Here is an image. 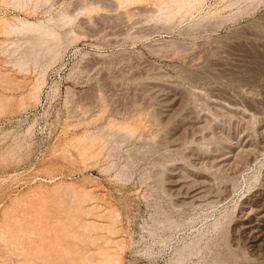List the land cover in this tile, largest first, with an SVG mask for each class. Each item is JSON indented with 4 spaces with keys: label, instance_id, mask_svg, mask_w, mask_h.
Returning a JSON list of instances; mask_svg holds the SVG:
<instances>
[{
    "label": "rangeland",
    "instance_id": "obj_1",
    "mask_svg": "<svg viewBox=\"0 0 264 264\" xmlns=\"http://www.w3.org/2000/svg\"><path fill=\"white\" fill-rule=\"evenodd\" d=\"M263 53L264 0H0V264H264Z\"/></svg>",
    "mask_w": 264,
    "mask_h": 264
},
{
    "label": "bare ground",
    "instance_id": "obj_2",
    "mask_svg": "<svg viewBox=\"0 0 264 264\" xmlns=\"http://www.w3.org/2000/svg\"><path fill=\"white\" fill-rule=\"evenodd\" d=\"M112 1V0H111ZM120 1V0H119ZM127 1V0H126ZM129 1V0H128ZM116 2V1H115ZM188 2V1H187ZM199 2V1H198ZM125 3V2H124ZM171 4V2H170ZM162 5V4H160ZM165 5V4H164ZM118 6V5H117ZM138 8V7H137ZM145 8V7H144ZM130 9V8H129ZM141 9V8H140ZM164 10V9H163ZM176 10V9H175ZM178 10V9H177ZM176 10V11H177ZM132 12V11H131ZM130 12V13H131ZM162 12V11H161ZM173 12V11H172ZM136 13V12H135ZM143 13V12H142ZM187 14V13H186ZM166 15V14H165ZM171 15V14H170ZM186 16V15H185ZM161 17V15H160ZM163 17V16H162ZM68 18V17H67ZM23 21V20H22ZM20 22V24H22V28H26L27 30L35 27V28H40L42 30H44V27L46 28V26L42 25L41 22H30V21H23ZM40 23V24H39ZM136 24V23H135ZM40 25V26H39ZM20 27V25H18ZM43 26V27H42ZM16 28H18L16 25L14 26ZM48 27V26H47ZM11 28V27H10ZM22 28H18L21 29ZM13 29V28H12ZM26 29H24L26 31ZM35 29V30H38ZM49 28H46V30H48ZM23 30V31H24ZM31 30V29H30ZM29 30V31H30ZM52 30V29H51ZM32 31V30H31ZM28 32V31H27ZM33 32V31H32ZM46 35H44L45 33H43L44 36L41 35V37H45L47 36V34H49L48 31H45ZM55 32V31H54ZM50 33H52V31H50ZM42 34V33H41ZM51 35V34H49ZM48 35V36H49ZM38 38V37H37ZM49 38V37H48ZM196 48V47H195ZM218 48V47H217ZM160 54V53H159ZM264 54V53H263ZM207 57V56H206ZM262 57V56H261ZM192 59V58H191ZM213 59V58H212ZM236 59V58H235ZM256 59V58H255ZM264 59V57H263ZM224 60V59H223ZM91 61V60H90ZM123 61V59H122ZM222 61V60H221ZM193 62V61H192ZM255 62V61H254ZM190 63V62H189ZM224 63V62H223ZM196 64V63H195ZM92 65V64H91ZM94 65V64H93ZM92 65V66H93ZM220 65V64H219ZM255 65V64H254ZM258 65V64H257ZM263 65V64H262ZM138 66V65H137ZM237 66V65H236ZM261 67V66H259ZM180 68V67H179ZM247 68V67H246ZM234 70V69H233ZM256 70V69H255ZM86 71V70H85ZM261 71V70H260ZM100 73V72H99ZM215 73V72H214ZM232 73V72H231ZM198 75V74H197ZM240 75V74H239ZM157 76V75H156ZM141 77V76H140ZM194 77V76H193ZM202 77V76H201ZM240 77V76H239ZM246 77V76H245ZM257 78V77H256ZM196 80V78H194ZM192 80V79H191ZM152 81V80H151ZM188 81V80H187ZM250 83V81H249ZM117 85V84H116ZM144 85V84H143ZM264 87V86H263ZM161 88V87H160ZM159 88V91H160ZM141 89V88H140ZM165 89V87H164ZM167 89V88H166ZM169 91V90H168ZM176 93V92H175ZM216 93V92H215ZM220 93V92H219ZM151 94L157 99V101L159 102V105L161 106V115H163V113H166L168 110H170V107H172V105L174 104V98H170L169 101L167 100V94L163 93V92H152L151 90ZM100 95V94H99ZM145 95V94H144ZM224 95V94H223ZM175 96V95H174ZM213 96V95H212ZM218 96V95H217ZM202 97V96H201ZM220 97V96H218ZM131 98V97H130ZM226 98H228L226 96ZM231 100V98H228ZM86 100V99H85ZM224 100V99H223ZM251 101V100H250ZM247 103V102H246ZM177 104V103H176ZM209 104L212 106H220L222 107V110H225L227 112H231V113H238L241 111V108H239V105L237 103H235V101H227V102H221V101H217V99H212L209 101ZM238 106H237V105ZM158 105V106H159ZM252 105V104H251ZM250 107V106H249ZM117 108V107H116ZM175 108V107H174ZM218 108V107H217ZM244 108V107H243ZM248 108V107H247ZM246 108V109H247ZM264 108V107H263ZM196 109V108H195ZM220 109V108H218ZM249 109V108H248ZM156 110V109H154ZM252 110V109H251ZM211 111V110H210ZM256 111V110H255ZM143 112V111H142ZM245 112V111H244ZM258 112V111H257ZM254 113V112H253ZM87 114V113H86ZM103 114V113H102ZM106 114V113H105ZM167 114V113H166ZM243 114V113H242ZM241 114V115H242ZM165 115V114H164ZM189 115V114H188ZM200 115V114H199ZM239 115V116H241ZM98 116V115H97ZM103 116V115H102ZM179 116V115H178ZM246 116V114H245ZM99 117V116H98ZM207 117V116H206ZM96 118V116H95ZM162 118V117H161ZM175 118V117H174ZM208 118V117H207ZM159 120V119H158ZM246 120V119H245ZM244 120V121H245ZM154 121V120H153ZM157 121V120H156ZM197 121V120H196ZM222 121V120H221ZM185 122V121H184ZM153 123V122H152ZM175 123V122H173ZM164 125V124H163ZM190 125V124H189ZM196 125V124H195ZM193 125V126H195ZM244 125V124H243ZM198 126V124H197ZM241 126V125H240ZM103 127V126H102ZM101 128V127H100ZM241 128V127H240ZM247 129V128H246ZM158 130V129H157ZM191 130V129H190ZM244 130V129H243ZM242 130V131H243ZM248 130V129H247ZM131 131V130H130ZM263 132V131H262ZM130 133V132H129ZM134 133V132H133ZM253 133V132H252ZM156 134V133H155ZM98 135V134H97ZM176 135V134H175ZM250 135V134H249ZM91 136V135H90ZM93 136V135H92ZM254 136V135H253ZM193 137V136H192ZM231 137V136H230ZM238 137V136H237ZM240 137V136H239ZM162 138V137H161ZM234 138V137H233ZM229 139V138H228ZM248 139V137H247ZM249 139H253L250 138ZM240 140V139H239ZM255 140V139H254ZM259 141V140H258ZM86 142V141H85ZM168 142V141H167ZM182 142V141H181ZM195 142V141H194ZM256 142V141H255ZM221 143V142H220ZM219 143V144H220ZM259 143V142H258ZM264 143V141H263ZM262 143V144H263ZM168 144V143H167ZM181 144V143H180ZM222 144V143H221ZM260 144V143H259ZM104 145V144H103ZM166 145V144H165ZM203 145V144H202ZM250 145V144H249ZM258 145V144H257ZM256 145V146H257ZM173 146V145H172ZM231 147V146H230ZM170 148V147H168ZM229 148V147H228ZM247 148V147H246ZM236 151V150H235ZM175 153V152H174ZM184 153V152H183ZM217 153V152H216ZM222 154V153H221ZM191 155V154H190ZM193 156V155H192ZM208 157V156H207ZM214 157V156H213ZM202 158H204L202 156ZM216 158V159H214ZM212 158V160L214 159V164L213 165H217V166H224L226 165V163L228 161H230V158H228V156H223V155H219L218 157H214ZM193 160V159H192ZM204 161V160H203ZM196 162V161H195ZM211 164V163H210ZM174 166V165H173ZM176 166V165H175ZM181 166V165H180ZM182 167V166H181ZM203 169V168H202ZM172 171V168L170 169ZM181 170V169H180ZM205 170V169H204ZM168 171V170H167ZM174 172H170L169 176H172ZM177 173V172H176ZM164 175V174H163ZM174 175V174H173ZM199 176V175H198ZM181 177V176H180ZM188 177V176H186ZM168 178V177H167ZM183 178V177H181ZM185 178V176H184ZM262 178V177H261ZM179 179V178H177ZM194 179V178H193ZM263 181H264V175H263ZM165 180V179H164ZM169 180V178H168ZM175 179L172 180V182L170 181V184H168L170 187H178L180 184L176 183L174 181ZM182 180V179H181ZM186 180V179H185ZM195 180V179H194ZM174 181V182H173ZM178 181V180H177ZM190 182V181H189ZM196 182V180H195ZM198 182V181H197ZM196 182V183H197ZM206 183V182H205ZM231 183V182H230ZM69 184V183H68ZM190 184V183H189ZM188 184V185H189ZM193 184V181H192ZM195 184V183H194ZM262 184V183H261ZM71 185V184H70ZM58 186V185H57ZM185 186V184H184ZM187 186V185H186ZM207 186V185H206ZM227 186V185H226ZM264 186V184H263ZM262 186V187H263ZM164 187V186H163ZM193 187V185H192ZM223 187V186H222ZM228 187V186H227ZM61 188V187H60ZM181 188V185H180ZM207 188V187H206ZM210 188V187H209ZM260 188V187H259ZM177 189V188H176ZM189 189V188H188ZM186 190L183 192V194L185 195V197H189L193 200L199 198L200 196H202L203 192L204 194L206 193L204 190L205 186L202 183H199L198 185H196L194 188H191L190 190ZM228 189V188H227ZM174 190V189H173ZM219 190V189H218ZM254 190V189H253ZM177 191V190H176ZM180 191V189H179ZM183 191V190H182ZM209 191V190H208ZM255 191V190H254ZM223 192V191H222ZM181 193L182 192H178ZM252 193V192H251ZM208 194V193H206ZM204 196V195H203ZM181 197V195H180ZM207 197V196H206ZM211 197V196H210ZM247 197V196H246ZM202 198V197H201ZM176 200V199H175ZM179 200V199H178ZM182 200V199H181ZM180 200V201H181ZM198 200V199H197ZM185 202V201H184ZM195 202V201H194ZM38 211V210H37ZM37 214V213H36ZM24 217V216H23ZM26 217V216H25ZM35 217V216H34ZM42 218V217H41ZM70 219V218H69ZM66 220V219H65ZM36 221V220H35ZM43 222V221H42ZM13 223V222H12ZM29 223H31V221H29ZM34 223V222H32ZM35 226V224H33ZM42 225V223H41ZM237 225H238V230L239 233L243 236L244 238V243L249 247V249L251 250L252 254H257L258 252H262L264 253V236H263V232H264V188L259 189L258 191H256L255 193H253V195L251 196V198H245L242 202L241 205L238 208V219H237ZM32 226V225H31ZM33 226V227H34ZM234 227V226H233ZM240 244V243H239ZM243 246V245H242ZM251 255V254H250ZM261 260V259H260ZM262 263V262H261Z\"/></svg>",
    "mask_w": 264,
    "mask_h": 264
}]
</instances>
